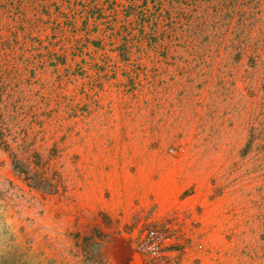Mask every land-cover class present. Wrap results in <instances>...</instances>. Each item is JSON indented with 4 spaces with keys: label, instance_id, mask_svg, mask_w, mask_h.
I'll list each match as a JSON object with an SVG mask.
<instances>
[{
    "label": "rangeland",
    "instance_id": "1",
    "mask_svg": "<svg viewBox=\"0 0 264 264\" xmlns=\"http://www.w3.org/2000/svg\"><path fill=\"white\" fill-rule=\"evenodd\" d=\"M0 140V264H264V0H0Z\"/></svg>",
    "mask_w": 264,
    "mask_h": 264
},
{
    "label": "built area",
    "instance_id": "2",
    "mask_svg": "<svg viewBox=\"0 0 264 264\" xmlns=\"http://www.w3.org/2000/svg\"><path fill=\"white\" fill-rule=\"evenodd\" d=\"M173 245L170 229L166 226H147L141 229L134 240V246L151 260H160Z\"/></svg>",
    "mask_w": 264,
    "mask_h": 264
},
{
    "label": "trees",
    "instance_id": "3",
    "mask_svg": "<svg viewBox=\"0 0 264 264\" xmlns=\"http://www.w3.org/2000/svg\"><path fill=\"white\" fill-rule=\"evenodd\" d=\"M0 144H2L4 148L7 147L6 144H5V142H4L3 140H0ZM22 171H23V170H22ZM23 172H24V171H23Z\"/></svg>",
    "mask_w": 264,
    "mask_h": 264
}]
</instances>
